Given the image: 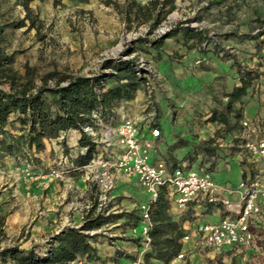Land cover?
Masks as SVG:
<instances>
[{
	"label": "rangeland",
	"instance_id": "1",
	"mask_svg": "<svg viewBox=\"0 0 264 264\" xmlns=\"http://www.w3.org/2000/svg\"><path fill=\"white\" fill-rule=\"evenodd\" d=\"M211 1L217 0H36L24 8L15 1L0 0V22L8 25L3 31V47L11 56L14 71L23 75L28 67L34 73L36 84L40 83L38 77L53 71L90 77L108 73L109 70L101 67L105 60L143 61L144 67L153 73L148 76L149 90L142 86L141 102L120 105L111 119L117 124L124 118H131L141 129L149 119L156 121L165 116L174 119L187 105L186 101L194 99L190 98L189 87L175 82L176 73L209 72L214 69L212 61L225 70L233 72L235 68L238 76L240 68L254 70L259 74L253 81L252 94L258 103L254 120L260 122V132L256 129L251 136L264 138V43L258 54L252 43L256 40L253 35L258 36L253 9H264V3L261 0H222L210 6ZM172 29L176 34L166 38ZM183 30L195 32L197 37L186 40ZM160 37L163 38L159 46L154 47L153 42ZM240 37L243 44L239 42ZM257 39L264 42V34ZM212 47L219 48L221 54L214 56L207 50ZM152 127L154 125L149 123L148 129ZM155 148L158 150L157 145ZM240 151L229 159H238L240 166H246L249 173L259 174L263 167L261 162L247 150ZM49 171L33 174L26 170L23 178L13 160H0V252L5 248H17L20 244L18 231L29 233L30 225L24 223L19 230L15 221V209L31 207L25 199L16 200L15 184L21 179L24 190L30 194L33 183L52 179L55 186H59L55 188V202L63 200L61 194L66 179L49 176ZM94 188L96 203L100 204L99 191L95 185ZM108 201L101 206H107ZM41 211L39 209V213ZM251 230L254 240L248 247L264 243L261 233L264 213L254 219ZM43 241L47 243L49 237ZM211 255L213 264H264V251L257 262L250 260L253 254L244 259L242 253L233 254L228 249L209 253Z\"/></svg>",
	"mask_w": 264,
	"mask_h": 264
},
{
	"label": "crops",
	"instance_id": "2",
	"mask_svg": "<svg viewBox=\"0 0 264 264\" xmlns=\"http://www.w3.org/2000/svg\"><path fill=\"white\" fill-rule=\"evenodd\" d=\"M241 39L243 38L240 37L239 42L243 44L244 41L241 42ZM178 40L183 42L181 39ZM252 43H254L258 54V50H261V44L264 42L256 39ZM207 50L212 52L214 56L221 54L219 48L212 47ZM212 62L214 64L212 71L195 70L189 73H181V75L178 73L174 75L176 83L182 87H189L190 98L194 99L186 101L187 105L183 107L185 111L181 109V113L174 119H167L166 116L156 119L160 136L155 139L152 159L162 160L170 168L185 166L189 169L208 170L209 163L201 161L200 155L193 156L192 159L184 158V156L191 150L193 143L212 139V145L216 146L217 150L215 157L212 158L214 165L209 171L217 183L234 186L241 179L255 176L247 171L246 166H240L238 159L231 161L229 158L236 152L239 155L240 150V152L245 151L244 144L247 140L264 139L258 138L257 135L255 137L251 136L252 133H256V129L260 132L258 126L260 122L254 120L258 103L252 94L254 91L253 83L247 94L242 98V103H237L235 106L241 109L242 115L240 120L242 128L239 132L225 133L221 124L210 121L209 118L212 112L221 109L220 103L226 100L225 95L239 83V76L234 72L235 68L232 72L223 69L224 67H219L215 61ZM141 88L142 86L136 91L133 99L123 101L121 105H135L141 102ZM150 122L149 119L146 126H143L144 129H141V132L148 138H151L148 129ZM119 123L113 124L111 122L109 125L116 126ZM79 137L80 134L76 130L61 133L58 138L45 141V148L42 151L35 152L33 150L34 161L29 164L22 162L15 164L16 168L22 172L23 178H25L23 172L26 170L32 171L33 174H43L49 170L50 173L52 170L63 169L66 185H64L61 194L63 200L56 203L55 188L59 189V186L56 187L55 181L52 179L33 183L31 194L24 190L22 179L18 184H15L16 200L21 202L25 199L31 203V207L25 210L15 209L16 225L20 230L25 223L28 226L30 225V229L28 234H22L18 231L20 244L17 249L20 256H22L21 260L15 261L2 257V264H8V262L12 264H29L27 260L23 262L22 259L31 258L33 255L39 257L48 255L57 246L54 236L64 229H79L90 211L91 216L99 213L105 217V222L101 226L83 231V234L90 236L88 243L93 249L89 257L84 255V258L90 264H145L147 254H149L147 259L149 264L215 263L210 260L213 255L209 256V254L193 253L186 256L185 260L178 259L177 255L191 248V241H182L184 235L193 236L198 224L217 222L226 216L223 206L219 203H207L204 199L198 198L191 201L185 208H178L175 203L169 201L168 214L172 221L176 223L177 228L161 236V239H171L180 248L168 260L159 257L158 253L160 251H158V248L151 243L145 246L140 234L141 215L138 206L148 200L147 193L139 186L135 177L119 175L116 187L109 195L108 205L97 207L94 185L86 181L79 168L71 162L78 154L84 152V148L78 146ZM62 140L64 146L61 144ZM156 145L158 150L155 148ZM98 149L96 147V150ZM118 151L119 149H116V152ZM221 151L224 153L223 155ZM253 158L257 160L255 157ZM24 193H26L25 196ZM224 197L232 202L238 201V196L235 193L225 194ZM40 204L42 208H38ZM39 209L42 210L40 213ZM263 213L264 209L258 216L261 217ZM57 220L62 221L58 223ZM177 232L182 233V236L177 237ZM261 233L264 235V230ZM48 237L49 241L44 242L43 239ZM239 247H225L223 249L232 250L233 254L242 253L244 259L253 254L250 260L256 262L262 257L264 251V243L262 242L255 243L251 247ZM166 249L165 246L161 250L165 251ZM206 257L209 259L205 260Z\"/></svg>",
	"mask_w": 264,
	"mask_h": 264
},
{
	"label": "trees",
	"instance_id": "3",
	"mask_svg": "<svg viewBox=\"0 0 264 264\" xmlns=\"http://www.w3.org/2000/svg\"><path fill=\"white\" fill-rule=\"evenodd\" d=\"M28 8L36 0H9ZM42 1V0H41ZM222 0L211 1L209 5L219 4ZM264 3V0H261ZM255 22H257V39L264 34V9H253ZM7 24L0 22V160L6 158L15 164L31 163L34 161L33 150L42 151L45 141L56 139L61 133L76 130L80 134L78 146L84 148L71 162L80 168L86 164L96 152V147L82 128L91 126L98 128L99 123L110 124L116 108L121 102L134 98L140 86H144L147 76L132 60H105L101 67L109 70L104 75L90 77L69 76L56 71L38 77L36 84L34 73L25 67L23 75L12 68L11 56L3 47V31ZM252 29V28H251ZM172 29L166 38L175 35ZM184 39L193 40L196 33H187L183 30ZM163 37L153 42L158 47ZM240 68V67H239ZM239 83L225 95L226 100L220 110L212 112L209 120L223 126L225 133L239 132L242 128L241 109L235 107L242 103V98L247 94L253 81L259 74L251 69H239ZM51 82V85H49ZM213 140H200L192 144L191 150L184 158L192 159L200 155L201 161L209 163L208 171L214 165L212 159L216 155L217 147L212 145ZM64 146V141H61ZM63 173L65 171L61 170ZM169 202L162 201L153 213L154 226L149 232L151 244L158 248L159 257L168 260L179 250V245L171 239H161V236L172 232L177 225L168 214ZM105 217L101 214L91 216V211L79 229H64L54 236L57 246L44 258L33 255L23 258L29 264H68L76 258L90 256L93 249L89 246V231L104 224ZM177 237L182 233L177 232ZM166 250H161L165 248ZM4 258L21 260L17 248H5L0 252ZM149 254L145 256V264Z\"/></svg>",
	"mask_w": 264,
	"mask_h": 264
},
{
	"label": "built area",
	"instance_id": "4",
	"mask_svg": "<svg viewBox=\"0 0 264 264\" xmlns=\"http://www.w3.org/2000/svg\"><path fill=\"white\" fill-rule=\"evenodd\" d=\"M147 76L144 83L149 90L148 76L153 75L143 61H135ZM150 129L151 138L141 132L138 122L124 118L116 125L99 123V128L85 126L82 130L92 138L96 150L92 158L79 168L86 181L99 191L101 206L108 201L119 175L135 177L147 193L148 200L138 206L141 215L140 234L145 246L151 242L150 230L154 226L153 213L159 204L172 201L178 208H185L198 198L207 203H219L226 216L217 222H202L197 225L193 236L184 235L183 242L191 241V248L177 255L186 256L219 252L225 247L249 246L254 240L251 223L264 209V139L247 140L245 149L263 167L259 174L241 179L234 186L221 185L208 170L189 169L185 166L168 167L162 160H153L155 139L160 136L156 121ZM245 125V124H244ZM116 149H119L116 152ZM49 176L63 177L61 170H52ZM237 194L238 201L232 202L225 194ZM69 264H90L85 258H76Z\"/></svg>",
	"mask_w": 264,
	"mask_h": 264
},
{
	"label": "bare ground",
	"instance_id": "5",
	"mask_svg": "<svg viewBox=\"0 0 264 264\" xmlns=\"http://www.w3.org/2000/svg\"><path fill=\"white\" fill-rule=\"evenodd\" d=\"M117 50V49H116Z\"/></svg>",
	"mask_w": 264,
	"mask_h": 264
}]
</instances>
